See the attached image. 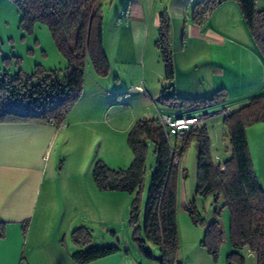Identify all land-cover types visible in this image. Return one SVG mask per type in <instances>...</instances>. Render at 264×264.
Here are the masks:
<instances>
[{
	"label": "rangeland",
	"instance_id": "374dc122",
	"mask_svg": "<svg viewBox=\"0 0 264 264\" xmlns=\"http://www.w3.org/2000/svg\"><path fill=\"white\" fill-rule=\"evenodd\" d=\"M129 1L131 0H101L108 73L105 77L99 76L92 65L86 63L84 92L65 117V128H55L46 158L45 184L41 192L52 198L59 193L65 198L79 199L80 203L72 214L77 219V227L86 228L85 222L79 217H85L88 213L89 217L93 218L94 227L87 228L92 235L91 245L119 247L126 264H159L156 260L159 253L152 244L145 242L154 257L151 260L142 254L134 240V235L144 240L142 230H136V227L142 223L150 177L155 165L152 147L148 146L146 171L138 194L139 211L136 225L129 222L130 206L135 194L100 193L92 178L93 165L97 161L104 162L111 169H127L130 166L133 156L127 144V137L136 122L141 119H155L158 111L160 115L167 117L174 111L161 104L163 90L174 93L175 85L172 87L173 84L164 79V64L155 46V41L158 40L156 30L148 35L147 44L139 47V52L145 57L141 68L131 65L135 62L129 60L130 46H127L124 37L120 48L124 52L121 59L115 63L111 56L113 28L116 27L119 32L127 28ZM19 23L20 15L12 0H0V73L11 78L21 73L24 78H29L37 66L45 71L63 73L67 66L66 60L55 47L48 29L37 24L31 31H27L20 28ZM174 34L176 37L177 29ZM171 54L172 62L176 60L178 64V56L172 51ZM200 56L205 58L203 54ZM187 75L190 77L179 78L189 84V90L193 88L200 95L190 97L207 98L209 83L205 67L198 66L197 70H191ZM205 89L207 91L204 92ZM239 103L225 102L185 110L192 116H208L204 124L211 142L210 152L213 158L217 156L222 162L229 159L230 149L221 111H235L242 105ZM72 119H77L78 123L70 124ZM246 138L252 170L258 186L264 192V122L248 127ZM179 170H185V177L180 174L178 179L176 221L179 249L175 263L264 264L259 261L257 253L246 248H232L230 214L225 200L222 197L215 199L212 195H203L198 190L195 142L190 141L187 144ZM85 200L90 205H86ZM104 205L108 208H103ZM99 207L101 213H97ZM214 222L218 223L217 230L213 229ZM218 233L221 241L214 258L208 247L217 245ZM68 239L71 244V234ZM232 253H237L243 262L240 257L229 259Z\"/></svg>",
	"mask_w": 264,
	"mask_h": 264
},
{
	"label": "trees",
	"instance_id": "16d2710c",
	"mask_svg": "<svg viewBox=\"0 0 264 264\" xmlns=\"http://www.w3.org/2000/svg\"><path fill=\"white\" fill-rule=\"evenodd\" d=\"M234 1L238 4L244 24L256 48L264 56V11L256 9L257 0H203L193 5L190 20L202 25L220 4ZM20 15V28L31 31L37 24L44 25L58 52L66 60L63 73L45 71L36 67L31 77L21 73L13 78L0 73V122L34 124H63L70 108L77 102L84 88L85 65L89 62L97 75H107V58L103 48V10L101 0H12ZM164 64V79L172 85L174 68L170 50V24L165 13L159 15L158 40L155 43ZM226 92L220 90L205 99H179L163 90L161 104L177 110H192L212 104H223ZM223 119L225 136L229 141L230 157L218 167L211 155L207 128L187 134L184 144L176 149L181 159L190 141L197 145V182L203 195L225 200L230 214L231 246L234 250L246 248L257 253L264 262V192L258 186L251 165L246 129L264 122V94L252 96L235 111H227ZM127 144L133 159L127 169H111L102 161L93 165L92 178L101 192L135 194L130 206L129 222L138 223V194L146 171L148 146L155 155L147 200L141 226L144 240L134 235L142 254L154 259L145 242L159 253V264H176L179 249L177 230V194L179 166L173 164L172 150L164 128L157 119H141L130 129ZM221 167L223 169H221ZM217 222L213 229L217 230ZM217 232V231H215ZM3 234L0 224V236ZM218 242L208 251L217 256ZM87 228L78 227L71 233V243L77 251L71 258L77 264H89L118 252L114 246L94 247ZM83 248V249H82ZM240 257L232 253L229 259ZM243 262L242 258H239Z\"/></svg>",
	"mask_w": 264,
	"mask_h": 264
},
{
	"label": "crops",
	"instance_id": "0c3cea01",
	"mask_svg": "<svg viewBox=\"0 0 264 264\" xmlns=\"http://www.w3.org/2000/svg\"><path fill=\"white\" fill-rule=\"evenodd\" d=\"M202 1H129L127 28L120 32L113 28L111 56L115 63L121 59L124 37L130 46L129 60L135 62L131 65L141 68L145 57L139 47L147 44L148 35L153 30L158 32L159 15L165 13L171 29L170 50L178 56L179 62L177 64L175 60L173 63L175 97L190 99L193 95L200 96L193 88L189 90V84L179 77H190L187 75L189 71L204 66L208 71L209 87L208 91L204 90L208 92L207 98L225 90V102H240L242 107L252 96L264 94V56L256 48L234 1L218 5L202 25H195L190 20V13L193 5ZM256 9L264 11V0H257ZM104 27L103 48L108 60ZM202 54L205 58H201ZM69 123L78 121L72 119ZM54 134L52 125L0 122V224L3 230L0 264H77L71 258L77 248L70 244L68 237L78 226L72 212L76 211L80 201L60 196L57 190L58 196L53 198L41 192ZM85 204L90 205L87 200ZM103 208L108 207L104 205ZM101 212L100 207L97 208V213ZM79 218L85 222L86 228L94 227V220L88 213ZM116 248V254L89 264H126L122 250Z\"/></svg>",
	"mask_w": 264,
	"mask_h": 264
},
{
	"label": "built area",
	"instance_id": "2783aa9c",
	"mask_svg": "<svg viewBox=\"0 0 264 264\" xmlns=\"http://www.w3.org/2000/svg\"><path fill=\"white\" fill-rule=\"evenodd\" d=\"M157 114L158 116L155 119L158 120L159 124L165 130L166 138L172 150L171 153L173 156V164L175 166H180L181 159L178 157V153H176V149L182 144H184L188 133L198 130L201 131L203 128H206L204 122L208 116L206 114L201 116H192L187 114L186 111L184 110L172 111V115L169 117L160 115L159 111L157 112ZM221 114L224 118L227 116L228 112L226 110L225 111L222 110ZM55 128L64 129L65 126L64 124H62ZM214 163L218 167L221 166L220 159L217 156L214 157ZM221 169L223 168L221 167Z\"/></svg>",
	"mask_w": 264,
	"mask_h": 264
}]
</instances>
